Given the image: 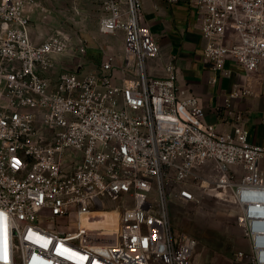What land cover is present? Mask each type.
<instances>
[{
	"label": "built area",
	"instance_id": "obj_1",
	"mask_svg": "<svg viewBox=\"0 0 264 264\" xmlns=\"http://www.w3.org/2000/svg\"><path fill=\"white\" fill-rule=\"evenodd\" d=\"M40 1L0 0L5 234L14 221L12 230L24 238L29 232L49 237L59 259L37 258L52 264H70L59 244L77 255L76 264H191L197 242L172 232L169 201L199 204L208 194L237 210L248 249L235 260L264 264V147L248 143L243 129L220 134L207 125L199 98L177 84L173 62L163 77L149 75L147 62L160 51L141 0L102 2L99 32L123 35L118 61L108 56L93 73L75 68L57 74L55 57L68 43L60 36L34 40L30 14ZM185 1L212 70L232 62L250 83L234 96L264 100V0ZM110 203L122 209L106 241L81 223ZM69 216L75 233L39 232L42 218ZM8 257L0 264H14ZM22 257L21 264L30 263Z\"/></svg>",
	"mask_w": 264,
	"mask_h": 264
},
{
	"label": "rangeland",
	"instance_id": "obj_2",
	"mask_svg": "<svg viewBox=\"0 0 264 264\" xmlns=\"http://www.w3.org/2000/svg\"><path fill=\"white\" fill-rule=\"evenodd\" d=\"M102 2L103 0H41L39 9L31 12L29 28L35 41L40 42L53 36L67 40L65 52L55 57L54 74L62 69L75 68L93 73L108 56L119 60L122 50L121 32L111 35L99 32ZM200 199L199 204L176 199L169 201L172 232L185 234L197 242L191 264H244L235 260L236 253L248 249L236 223L237 210L208 194H203ZM121 209V204H106L105 210L95 212L93 224L90 221L89 226L86 222L83 226L90 227L100 235L110 236L117 228ZM39 224L52 234L65 236L75 233L73 216L55 221L42 218ZM21 240L20 233L15 235V247H18ZM15 254L16 264H21L24 261L22 254Z\"/></svg>",
	"mask_w": 264,
	"mask_h": 264
},
{
	"label": "crops",
	"instance_id": "obj_3",
	"mask_svg": "<svg viewBox=\"0 0 264 264\" xmlns=\"http://www.w3.org/2000/svg\"><path fill=\"white\" fill-rule=\"evenodd\" d=\"M141 3L143 19L160 51L158 59L147 62L149 75L163 77L164 66L173 62L177 84L199 98L207 125L214 126L220 134L243 129L248 134V143L263 146L264 100L249 95L234 96L250 83L232 62L226 61L221 71L212 70L203 57L205 40L186 1L141 0ZM120 44L122 49L123 35Z\"/></svg>",
	"mask_w": 264,
	"mask_h": 264
},
{
	"label": "bare ground",
	"instance_id": "obj_4",
	"mask_svg": "<svg viewBox=\"0 0 264 264\" xmlns=\"http://www.w3.org/2000/svg\"><path fill=\"white\" fill-rule=\"evenodd\" d=\"M96 211L93 212L92 218L94 217V214H95ZM90 221H91L92 224L94 223L93 219H90L88 221H86V220L82 221L81 225L83 226V224L86 222V224L89 226L88 222H90ZM16 224H18V223L14 222V221L9 222L8 226H7L6 234H5V230H3L2 226H0V244H1L0 245V258H1V261H4V260L6 261L7 255H8L9 256L8 257L9 261H10V257H12V262L14 264H16V258H15L16 250L13 247L14 244H15V235H14L12 229H13V227ZM118 224H119V217H118V220H117V228H118ZM84 228H86L87 231H89V232H93L90 227L89 228L88 227H84ZM117 228L114 230L115 232H116ZM26 232L27 231H25V234H26ZM39 232L47 233V231L43 230V229H41ZM115 232H113V233H115ZM102 236H104V235H102ZM108 238H109V236H104V239H106V241L108 240ZM28 242H32L33 244H37V245L42 246V247H47V245H49L48 244L49 243V237L43 238V237L36 236L32 232H29L27 238H24V239L22 238L20 245L28 246V244H27ZM53 242H55V241H53ZM56 245H57V241H56V243H54V247ZM63 245H61V244L57 245V248L59 250H63V249L66 250L65 254H60L59 253V255L61 257H65V260H67L70 264H76V262H77L76 256L77 255L74 254L73 252H71L70 250L65 249L63 247ZM49 247L52 248L51 245ZM95 247H96L95 250H99L98 246H95ZM37 257L38 256H34L32 259H27V263L30 261L29 264H52V263H50L48 261H43V260H41L40 258H37Z\"/></svg>",
	"mask_w": 264,
	"mask_h": 264
},
{
	"label": "clouds",
	"instance_id": "obj_5",
	"mask_svg": "<svg viewBox=\"0 0 264 264\" xmlns=\"http://www.w3.org/2000/svg\"><path fill=\"white\" fill-rule=\"evenodd\" d=\"M59 258L55 259V260H58Z\"/></svg>",
	"mask_w": 264,
	"mask_h": 264
}]
</instances>
